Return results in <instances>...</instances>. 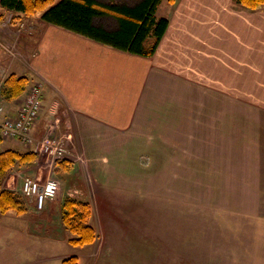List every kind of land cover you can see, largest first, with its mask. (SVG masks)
<instances>
[{
  "label": "crops",
  "instance_id": "crops-1",
  "mask_svg": "<svg viewBox=\"0 0 264 264\" xmlns=\"http://www.w3.org/2000/svg\"><path fill=\"white\" fill-rule=\"evenodd\" d=\"M167 3V16L162 17H167L170 24L153 56L144 57L108 47L45 22L40 13L32 17L36 22L34 25H26L25 35H18L26 46L23 52L26 61L11 60L5 67L7 73L25 75L29 80L32 78L27 73H33L38 82L44 83L43 108L33 135L38 140L54 136L67 139L69 153L66 160L71 162L70 168L78 166L83 183L95 187V201L82 200L88 201L92 208L90 220L98 238L91 245L97 246L98 254L107 251L104 223L99 220L106 212L101 208L105 182H100L95 172L106 161L99 160L98 156L105 150L121 147L120 144L124 147L139 136V140L156 151L146 157L149 163L156 162L157 148L152 142L161 144L163 132L167 131V136L173 135L176 127L168 128L165 116L157 119L155 115L174 112L182 104L188 113L196 114L195 121H201L204 144L207 145L203 157L209 163L213 158V153L211 155L208 150L210 144H219L214 151L221 157V166L208 172L213 175L220 171L227 173L228 190L235 189L236 184L240 190L242 182L247 180L242 178L253 174V168L258 173L257 159L264 156L260 154L264 153V5L249 9L236 0H167ZM4 11L0 7V13ZM8 15L12 17L13 14L7 12ZM12 27L16 35L15 29L21 25ZM34 58L35 67L32 68L28 62ZM2 68L0 65V79L4 75ZM19 105L17 102L13 109L17 111ZM229 126L233 128L232 134L226 132ZM216 137L218 139L213 141ZM10 141L15 147L21 142ZM230 142H236L239 153L229 151ZM89 150L91 161L87 156ZM230 155H236V158L232 160ZM246 156L252 157L248 166H245ZM176 163L172 170L162 172H180ZM54 169L61 168L55 166ZM86 176L89 178L87 183L84 182ZM122 178L128 182L132 177L128 179L122 175ZM7 183L5 188L16 190L14 185ZM239 195L240 204L247 203L248 194L240 190ZM57 197L49 200L42 210L29 202L27 212L15 213L25 215L20 218L26 219V224L36 223V228H44L46 233L53 234L54 231L53 241L68 246L72 252L80 248L68 243L63 224L59 228L53 222V208L60 210ZM30 226L24 229L26 226L21 224L18 229L24 238L33 235ZM55 231H62L63 236ZM50 234H46L47 237ZM110 237L115 245L116 233ZM27 246L21 251H1L0 264H62L63 259L71 257L62 254L56 256V262H35L28 256H38L42 249ZM74 255L79 257L80 264L81 254ZM89 262L97 264L98 260L90 257Z\"/></svg>",
  "mask_w": 264,
  "mask_h": 264
},
{
  "label": "rangeland",
  "instance_id": "rangeland-1",
  "mask_svg": "<svg viewBox=\"0 0 264 264\" xmlns=\"http://www.w3.org/2000/svg\"><path fill=\"white\" fill-rule=\"evenodd\" d=\"M101 1L109 4L110 2L133 4L137 0ZM160 4L162 6L157 15L167 16L169 7L167 0H162ZM8 18L11 17L6 15L0 21V65L4 67L2 68L4 75L0 79V90L11 74L5 71V67L11 60H25L26 56H23V52L26 46L20 39V34L25 35L24 31L36 23L33 22L35 19L29 18L23 22L25 25L23 28L21 26L15 29V35ZM97 23H103L110 29L117 25L116 19L112 16L101 17ZM28 63L34 68L35 58ZM27 75L32 79L29 80L27 89L19 99L7 100L0 95V118L9 113H15L13 111L16 110L13 107L17 102L18 105L21 104L31 84L37 82L35 74L27 73ZM184 106L182 104L181 107L174 109V112L168 111L166 115L163 113L155 115L157 119L165 116V121L168 123L166 126L176 128L173 135L169 133L170 135L167 136L165 134L168 132H163L161 144L158 141L152 142L156 144L153 145L154 148H157V160L152 166L146 157L156 151L151 145L139 140L138 135L124 147L120 144L121 147L110 151L105 150L98 156L99 160L106 161L105 164L96 168L97 174H95L100 182H105L102 187L104 197L101 208L106 212L99 217V220L101 224L104 223L102 227L106 231L104 238L108 252L98 254L97 246L91 244L85 245L84 248L77 246L80 249L71 252L68 246L58 245L59 243L53 241L54 231L50 234V232L46 233L44 228L42 230L36 228L34 225L36 223L26 224V219L20 218L25 215H17L15 212L0 214L2 224L0 225V252L7 253L9 249L14 252L21 251L27 249V245L38 246L41 247L42 254L30 255L28 259L35 262L45 260L48 263L58 261L56 257L58 255L73 256L80 253L82 256L80 264H92L93 262H89L90 257L97 259V264H264V156L257 159L258 173H255L257 171L253 168V174L249 173L242 178L247 180L242 182L244 185L242 184L240 190L243 194H248L247 203L243 202L244 205H242L240 204L242 200L239 198V185L236 184L235 189H227L230 186H228L227 173L220 171L219 174L213 175L208 172L211 168L218 170L221 166V157L214 151L215 148L218 149L219 144H210L211 147L208 150L211 155L213 153V158L209 163L203 157V150L207 145L204 144L201 121L196 122V114L188 113ZM232 129V126H229L226 132L232 134ZM192 136H194L193 141ZM143 139L149 141L146 138ZM215 139L218 137L213 138V141ZM34 140L33 145L21 141L19 147H15L10 139H4L0 149L11 148L20 152L37 151L36 147L42 140L36 138ZM230 143L232 145L228 146L229 151L239 153V148L235 146L236 142ZM37 152L39 155L33 165H16L11 168L5 176L4 187L7 182L8 186L14 185L22 199H26L31 205L33 201L22 194L21 185L24 175L36 177L40 182L54 178L61 186L57 195L60 206L66 196L95 201L97 193L95 187L86 186L83 183V176L78 171V166L70 168L69 171L54 169L57 164L56 159L41 152L40 149ZM90 154L89 150L87 154L89 161L92 156ZM260 154L264 155V153ZM230 156L232 160L236 158V155ZM251 160V156H246L245 166H248ZM176 161L180 172L179 170L176 173L162 172L172 170ZM92 170L90 169V173ZM242 173L244 176V172ZM122 175L128 179L132 178L126 182ZM89 177L92 179V173ZM87 178L88 176L84 178L86 183L89 179ZM100 199L102 200V197ZM52 212L55 213L53 222L60 228L62 226L61 210L55 207ZM21 224L22 227L23 224L26 226L24 229L31 225L30 230L33 235H27L24 238L18 231ZM63 229L65 230L64 227ZM55 232L63 236L62 231ZM65 232L68 241L71 235L67 230ZM115 233L117 241H114V245L110 235ZM46 234H50V237ZM118 250L119 254H117ZM23 257L26 256L23 255Z\"/></svg>",
  "mask_w": 264,
  "mask_h": 264
},
{
  "label": "trees",
  "instance_id": "trees-1",
  "mask_svg": "<svg viewBox=\"0 0 264 264\" xmlns=\"http://www.w3.org/2000/svg\"><path fill=\"white\" fill-rule=\"evenodd\" d=\"M162 0H137L133 4L105 3L101 0H0V21L7 12H11L10 24L22 25L25 19L41 13V19L72 33L90 38L108 47H113L131 54L144 57L153 56L161 39L168 31L170 20L157 16ZM249 9L264 5V0H236ZM113 17L117 21L114 28L97 23L101 17ZM0 95L5 99H19L29 85L25 75L11 73L4 82ZM4 137L0 130V146ZM39 153L37 151L20 152L15 149H0V213L16 212L24 214L28 210L26 199L15 189L4 187L5 176L12 167L33 165ZM56 166L68 171L71 162L58 159ZM62 224L70 233L71 245L84 247L93 244L98 238L91 224L92 208L88 201L66 196L60 206ZM63 264H79V257L74 255L63 259Z\"/></svg>",
  "mask_w": 264,
  "mask_h": 264
},
{
  "label": "built area",
  "instance_id": "built-area-1",
  "mask_svg": "<svg viewBox=\"0 0 264 264\" xmlns=\"http://www.w3.org/2000/svg\"><path fill=\"white\" fill-rule=\"evenodd\" d=\"M11 18H8V22ZM43 89V82L32 83L20 108L15 113H9V115L0 118V130H2L4 139H18L29 145L34 144L33 129L43 108ZM38 149L52 156L56 161L66 159L69 153L67 139L58 136L45 137L36 147L37 151ZM21 188L22 194L32 200L35 208L39 210L44 208L49 199L54 200L60 190L59 183L54 178L40 182L36 177L30 175H24Z\"/></svg>",
  "mask_w": 264,
  "mask_h": 264
},
{
  "label": "flooded vegetation",
  "instance_id": "flooded-vegetation-1",
  "mask_svg": "<svg viewBox=\"0 0 264 264\" xmlns=\"http://www.w3.org/2000/svg\"><path fill=\"white\" fill-rule=\"evenodd\" d=\"M153 164V163H152ZM152 164L150 166H152Z\"/></svg>",
  "mask_w": 264,
  "mask_h": 264
}]
</instances>
